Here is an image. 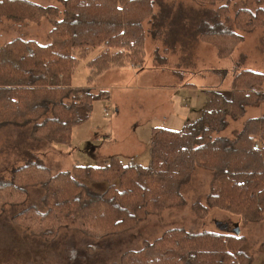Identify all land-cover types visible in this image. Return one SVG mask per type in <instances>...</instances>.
<instances>
[{
  "label": "trees",
  "instance_id": "obj_1",
  "mask_svg": "<svg viewBox=\"0 0 264 264\" xmlns=\"http://www.w3.org/2000/svg\"><path fill=\"white\" fill-rule=\"evenodd\" d=\"M219 5L198 18L195 38L210 44L227 59L243 42L236 31L264 28V9L238 10L236 0H195ZM252 1V0H249ZM262 1V0H260ZM223 2H226L223 5ZM62 19L48 33L49 42L13 39L0 45V129L33 125V134L53 145H71L73 129L91 118L94 103L108 99L94 94L97 79L113 68L145 62L144 23L155 15V0H62ZM55 7L26 0H0V22L40 25L57 15ZM232 20V24L231 21ZM87 63V87L73 85L75 71ZM264 74L242 70L228 94L207 91L201 117L175 131H151L149 166L125 164L112 157L102 166L73 165L51 176L41 161L27 152V162L8 180H0V215L7 206L24 205L31 187L46 191L43 210L24 209L13 222L47 240L62 229L100 239L134 230L149 215L181 203L182 186L196 168L214 174L208 198L212 207L245 222L264 221V116L248 119L233 139L220 134L228 118L239 120L248 108L264 104ZM240 235L191 234L171 229L117 264H246Z\"/></svg>",
  "mask_w": 264,
  "mask_h": 264
},
{
  "label": "rangeland",
  "instance_id": "obj_2",
  "mask_svg": "<svg viewBox=\"0 0 264 264\" xmlns=\"http://www.w3.org/2000/svg\"><path fill=\"white\" fill-rule=\"evenodd\" d=\"M26 1L55 7L58 14L46 17L40 25L1 20L0 45L16 38L40 44L49 42L48 33L63 17L62 0ZM218 6L200 5L195 0H155V15L144 23V64L113 68L97 79L92 87L94 94L107 91L110 96L94 103L91 118L73 129L69 146L37 138L33 125L0 129V180H8L14 169L26 164L25 153L29 151L51 176L68 172L73 165L102 166L103 160L111 156L120 157L125 164L149 166L152 128L179 131L186 121L201 117L206 91L228 94L235 76L242 70L264 74V28L236 31L243 42L227 59H220L213 46L195 38L198 18ZM241 9L253 12L264 9V0L234 1L230 18ZM98 54L99 51L92 53L79 64L73 79L75 87H87L90 73L87 63ZM135 66L142 68H131ZM106 108L111 110L109 117L105 116ZM262 116L264 104L248 108L239 120L228 118V127L220 136L233 139L248 119ZM213 180L212 172L196 168L182 186L180 204L149 215L132 231L100 239L64 228L54 239L47 240L18 226L13 217L24 209L35 207L45 211L42 199L46 191L31 187L24 205L7 206L0 215V264H117L124 254L142 249L171 229L191 234L240 235L246 264H264V221L245 222L235 214L210 206Z\"/></svg>",
  "mask_w": 264,
  "mask_h": 264
},
{
  "label": "crops",
  "instance_id": "obj_3",
  "mask_svg": "<svg viewBox=\"0 0 264 264\" xmlns=\"http://www.w3.org/2000/svg\"><path fill=\"white\" fill-rule=\"evenodd\" d=\"M161 61H163V60H161ZM131 68H133V69H135V70H139V69H141L142 67H140V66H135V67H131ZM173 84H175V87H179V86L177 85L178 83H173ZM179 89H182V88H179ZM184 90L187 91L188 89H183V91H184ZM206 92H207V91H206ZM187 106H188V105L185 104V107H187ZM191 122H193V121H189V120H188V121L185 122V125L188 124V123H191ZM185 125H184V126H185ZM184 126H183V127H184ZM183 127H182V128H183ZM182 128H181V129H182ZM151 131H152V129H151ZM107 136H108L110 139L112 138V136H111L110 134L107 135ZM150 137H151V134H150ZM150 143H151V142H150ZM112 157H118V156H111V157H109V158L103 160V161H104V162L102 161V162H103V165L105 164L106 161H108V160H109L110 158H112ZM118 158L122 161V159H121L120 157H118ZM122 162H123V161H122ZM123 163H124V162H123ZM129 164H130V163H129ZM133 164H136V163H133ZM137 165H139V163H138ZM82 166H83V165H82ZM90 166H92V165H90Z\"/></svg>",
  "mask_w": 264,
  "mask_h": 264
},
{
  "label": "built area",
  "instance_id": "obj_4",
  "mask_svg": "<svg viewBox=\"0 0 264 264\" xmlns=\"http://www.w3.org/2000/svg\"><path fill=\"white\" fill-rule=\"evenodd\" d=\"M111 115V110L109 108L105 109V116L109 117Z\"/></svg>",
  "mask_w": 264,
  "mask_h": 264
},
{
  "label": "water",
  "instance_id": "obj_5",
  "mask_svg": "<svg viewBox=\"0 0 264 264\" xmlns=\"http://www.w3.org/2000/svg\"><path fill=\"white\" fill-rule=\"evenodd\" d=\"M237 233H240V231H238Z\"/></svg>",
  "mask_w": 264,
  "mask_h": 264
}]
</instances>
